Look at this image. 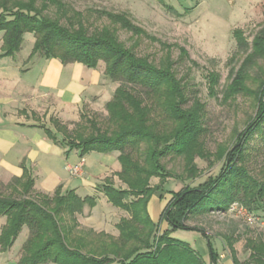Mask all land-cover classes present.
<instances>
[{
    "label": "trees",
    "instance_id": "1",
    "mask_svg": "<svg viewBox=\"0 0 264 264\" xmlns=\"http://www.w3.org/2000/svg\"><path fill=\"white\" fill-rule=\"evenodd\" d=\"M98 14L111 26L91 29L80 12L61 0H0V56L18 53L23 36L30 33L33 55L58 59L62 64L80 63L89 69L104 65V78L116 86L105 105L103 125L86 119L78 132L62 135L60 122L53 120L54 132L44 131L52 142L77 150L81 157L118 153L120 171L115 176L125 188H115L112 179L105 178L96 189L127 217L116 224V238L105 235L110 243L99 241L96 249L83 242L73 246L69 238L77 226L74 215L85 207L94 208L96 196L80 197L73 190L62 193L60 187L52 196L42 194L34 190L33 178L23 168L21 177L0 183V253L9 251L26 230L18 264H216L218 255L209 236L187 222L196 211L227 214L234 203L254 217L264 210V25L251 41L238 29L233 30L236 50L230 60L240 56L241 61L230 70L222 92L224 103L238 96L251 99L254 115L244 130L235 134L234 141L214 156L221 163L219 174L197 186L170 191V199L154 222L148 213L149 200L172 178L162 161L182 158L184 179L190 180L197 174L194 158H209L202 140L204 106L194 101L185 107V87L171 70L168 53L156 64L137 53L136 43L126 46L119 39L118 29L135 38L152 39L126 14ZM180 56H186L183 49ZM208 78L214 94L217 77L211 74ZM252 139L257 142L250 147ZM152 178L157 184H150ZM163 221L172 230L202 235L207 241L208 261L187 243L171 238L169 230L161 233ZM222 237L233 264H264L263 238H247L244 248L248 257L239 261L234 248L237 236ZM83 245L85 252L79 250Z\"/></svg>",
    "mask_w": 264,
    "mask_h": 264
},
{
    "label": "rangeland",
    "instance_id": "2",
    "mask_svg": "<svg viewBox=\"0 0 264 264\" xmlns=\"http://www.w3.org/2000/svg\"><path fill=\"white\" fill-rule=\"evenodd\" d=\"M61 1L69 9L80 12L91 29L111 26L106 17L98 14L100 12L126 14L152 39L135 38L130 33L118 29L119 39L126 46H130L133 42L136 43L137 53L141 56H148L156 64L159 60H163L168 53L171 62H173L171 70L175 71L177 79L185 87L188 98L185 107H191L194 101H198L204 106L205 134L202 136V140L205 150L210 154L209 158L202 159L198 156L194 158L193 164L197 174L190 180L184 179L186 173L182 158L168 157L162 161L172 178L167 179L162 189L149 200L151 218L154 221L156 219L157 222L158 215L155 214L153 205L155 204L158 208L156 202L161 203L170 199V191L178 192L186 185L197 186L208 177H216L219 174L221 163H218L214 156L220 148L228 147L234 141L235 134L244 130L249 118L254 115V103L251 99L238 96L235 101L224 103L222 92L229 82L230 70L236 69L241 61L240 56H237L233 61L230 60L236 50L232 32L238 29V32L243 34L246 40L251 41L264 25V0ZM61 23L67 25L65 21ZM31 38H33L32 34L25 35L22 54L28 51ZM180 49L186 52L185 57L180 56ZM100 68L104 71L102 63H100ZM211 74L217 77L213 89L214 94L209 87L208 76ZM107 82L109 81L107 80ZM114 86L116 85L112 84L111 88ZM106 100L85 105L78 110L77 116L71 122L61 120V134L78 132L85 125L86 119L95 120L103 125L106 117ZM256 142V139H252L249 141V146L252 147ZM108 154L116 155L115 153ZM110 178L113 184L115 182L116 186L125 188L123 184H120L121 182L116 180L118 178L113 176ZM157 182V179L152 178L150 184L155 185ZM81 195L82 197L95 196L88 187L84 186L81 188ZM96 204L97 207H85L81 214L74 215L77 226L72 230L69 238L72 239L73 246L83 242L89 243L96 249L99 241L110 243L105 235L113 238L118 236L116 223L126 213L120 209L110 208L104 197H101V200ZM197 214L196 211L190 216L187 225L203 229L219 251H227L223 235L237 236L238 240L234 244V248L239 261L248 257V252L244 248L247 238L258 236L264 240V210L257 213L256 223L251 225L229 213ZM2 220L1 222H3ZM159 230L161 233L169 230L171 238L187 243L192 249L195 248L196 234L193 231L172 230L164 221L160 223ZM25 237L23 230L16 238L12 248L5 253H0V264H18L20 249ZM79 250L86 251L84 245Z\"/></svg>",
    "mask_w": 264,
    "mask_h": 264
},
{
    "label": "crops",
    "instance_id": "3",
    "mask_svg": "<svg viewBox=\"0 0 264 264\" xmlns=\"http://www.w3.org/2000/svg\"><path fill=\"white\" fill-rule=\"evenodd\" d=\"M25 35L18 53L0 56V183L7 184L13 178L21 177L23 168H26L37 192L52 196L60 187L62 193L73 190L82 197L81 188L84 186L94 193L98 203L104 195L97 191V185L105 178H117L115 175L120 171L118 153L113 152L115 156L89 153V156L81 157L77 150L52 142L44 129L54 132L53 120L71 122L85 105L106 99L108 102L115 86L111 88L112 84L104 78L100 65L89 69L80 63L62 64L58 59L33 55L34 38L29 41L28 51L22 54ZM81 160L84 162L82 176H71L67 166L76 165ZM113 186L123 188L116 186L115 182ZM167 201L156 202L158 208L153 205L158 218ZM150 209L149 203L151 218ZM24 231L27 237V231ZM194 233L193 249L208 261L207 241L199 233ZM212 246L218 255L216 264H233L228 250L219 251L213 243Z\"/></svg>",
    "mask_w": 264,
    "mask_h": 264
},
{
    "label": "built area",
    "instance_id": "4",
    "mask_svg": "<svg viewBox=\"0 0 264 264\" xmlns=\"http://www.w3.org/2000/svg\"><path fill=\"white\" fill-rule=\"evenodd\" d=\"M83 164L84 162L83 160H81L76 165L67 166L68 173L73 177H81L83 174ZM227 213L237 218H240L241 220H243L245 223L249 225L256 223V220H257L256 217H254L252 214L247 212L245 208L238 205L237 203L232 204L229 207Z\"/></svg>",
    "mask_w": 264,
    "mask_h": 264
}]
</instances>
